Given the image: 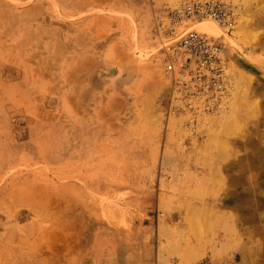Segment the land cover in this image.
Masks as SVG:
<instances>
[{"label":"rangeland","instance_id":"1","mask_svg":"<svg viewBox=\"0 0 264 264\" xmlns=\"http://www.w3.org/2000/svg\"><path fill=\"white\" fill-rule=\"evenodd\" d=\"M187 1L0 0V264H264V11Z\"/></svg>","mask_w":264,"mask_h":264},{"label":"built area","instance_id":"2","mask_svg":"<svg viewBox=\"0 0 264 264\" xmlns=\"http://www.w3.org/2000/svg\"><path fill=\"white\" fill-rule=\"evenodd\" d=\"M225 0H189L179 9H177L175 16L178 20L184 18H197L204 20H211L215 23H222L223 25L231 24L232 6ZM197 33L187 32L178 42V46L182 50H187L191 54L200 56L202 59L200 63L204 66L206 63H211L213 60H207V56L219 51L216 44L212 45L209 41ZM197 61V60H196ZM200 67V64L198 63ZM200 69V68H199ZM200 69V70H201ZM200 72V71H199Z\"/></svg>","mask_w":264,"mask_h":264},{"label":"bare ground","instance_id":"3","mask_svg":"<svg viewBox=\"0 0 264 264\" xmlns=\"http://www.w3.org/2000/svg\"><path fill=\"white\" fill-rule=\"evenodd\" d=\"M245 1H247V0H245ZM249 1H250V0H248V2H245V3H249ZM253 1L255 2V0H253ZM253 1H252V2H253ZM258 1H259L258 4H260L262 7H261L260 5H259V6H260V7L263 9V11H264V0H258ZM254 2H253V3H254ZM245 3H244V4H245ZM253 3H252V4H253ZM248 6H249V5H248ZM257 12H258V11H257ZM254 13H255V12H254ZM263 13H264V12H263ZM262 15H263V14H262ZM262 15H261V17H262ZM247 16H248V15H247ZM247 18H248V17H246V16L243 17V18H242V21H241V24H240L239 26H237L239 32H240V31L243 32V28H244L245 30L248 28V19H247ZM259 19H260V18H259ZM260 20H261V19H260ZM210 22L213 23L214 21H210ZM239 28H240V30H239ZM241 28H242V30H241ZM227 69H228V68H227ZM231 72H232V71H230V73H231ZM227 73H228V72H227ZM235 73H237V71H235ZM237 87H238V89H237ZM237 87H236L237 90H236L235 93L238 94V93L240 92V90H241V87H239L238 85H237ZM245 87H246V86H245ZM227 116H228V115H227ZM234 116H235V115H234ZM228 118H229V116H228ZM228 118H227V119H228ZM231 127H232V126H230L229 129H230V130H234V127H232V128H231ZM231 132H233V131H231ZM246 142H247V141H246ZM244 145L247 146V144H246L245 142H244ZM249 151H250V150H249ZM249 164H251V163L249 162ZM255 166H256V165H255ZM255 166H254V167H255ZM247 167H248V166H247ZM248 168H250V167H248Z\"/></svg>","mask_w":264,"mask_h":264}]
</instances>
